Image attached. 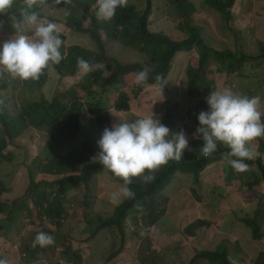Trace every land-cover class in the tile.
I'll list each match as a JSON object with an SVG mask.
<instances>
[{
	"label": "rangeland",
	"instance_id": "374dc122",
	"mask_svg": "<svg viewBox=\"0 0 264 264\" xmlns=\"http://www.w3.org/2000/svg\"><path fill=\"white\" fill-rule=\"evenodd\" d=\"M190 1L197 9L193 16L194 25L199 28L206 44L217 51L238 53L248 59L239 71L232 74L224 73L217 63H209L204 74L210 92L227 87L248 97H259L260 110L264 113V0H236L231 18L224 12L204 8L202 0ZM127 3L136 5L140 14L150 7L151 31L164 32L178 41L184 38L177 30L179 20L167 0H127ZM17 9L12 6L8 14H15ZM93 9L95 13L84 23L86 29L93 22H103L97 20V10L94 6ZM41 15L42 19L60 26L61 34L66 37V47L81 46L123 65L144 62L146 58L131 47L109 40L104 31H100L103 40L99 45L88 34L70 30L63 23L68 16L80 17V8L75 2L65 0L60 5L44 6ZM26 34H30L29 31ZM198 62L199 55L195 50L178 53L165 79L140 93L135 92L138 85L134 73L126 75L119 84H106L97 78L98 85L94 82L83 87L81 83L88 73L79 70L75 76H63L51 69L46 81L39 84L23 83L0 69L3 102L0 115L4 113L6 122H9L19 115L22 106L52 99L61 106L80 103L83 109L102 104L104 111L111 116L112 125L119 120L143 118L152 112L166 124L165 117L170 113L172 127H181L187 135L189 146L184 152L185 157L197 141L194 134L199 127L198 114L209 110L206 91L197 86L190 93L187 84V69L198 67ZM98 65L95 69L103 70L102 77L111 75L105 70L104 62ZM125 92L131 98L130 110L117 111L116 100ZM55 130L56 126L50 129L28 127L7 146L4 158H0V184H4L5 190L3 201H24L32 182L37 195L45 190H56L45 187V183H53L59 177L39 173L33 165L36 158L44 160L66 155L88 143L95 151L88 159L94 162L93 157L99 151L97 141L102 135L93 115L84 113L79 134L50 151L47 143ZM1 131L0 117V134ZM259 139L253 145L254 157L261 156L264 164V154L256 151ZM261 139L264 141V137ZM229 170L225 158H221L211 163L198 178L176 173L157 198L158 211H164L157 223L146 226L149 214L144 224L143 216L137 215V225L128 219L124 232L96 226L100 216H111L124 200L117 204L110 202V194L123 184L112 182L106 174L94 175L86 185L70 190L62 200L66 213L61 222L42 218L40 209L29 199V209L13 220L4 221L5 216L0 215V259H6L8 264H209L207 261H192L196 251H216L225 246L234 264H253L258 254L264 251V184L249 189L234 173L228 181ZM258 212L262 215L261 220L258 215L261 240L254 239L251 229L243 223ZM198 221L203 222V226L188 232L187 228ZM39 232L51 235L54 243L44 248L33 247V240Z\"/></svg>",
	"mask_w": 264,
	"mask_h": 264
},
{
	"label": "trees",
	"instance_id": "16d2710c",
	"mask_svg": "<svg viewBox=\"0 0 264 264\" xmlns=\"http://www.w3.org/2000/svg\"><path fill=\"white\" fill-rule=\"evenodd\" d=\"M65 0H37L40 5L35 10L42 17V7L60 5ZM75 2L80 8V17L68 16L65 24L70 30L77 33L88 34L90 38L97 44H102L100 31H104L109 40L119 42L120 44L131 47L138 52L144 54L146 58L144 62L132 63L123 65L117 60L105 59L103 54H97L87 50L81 46L66 47V37L60 33L63 44L60 52L63 59L58 64H51L45 69L43 74L36 80H28L23 83H39L43 84L46 81L47 73L50 68L56 69L63 76H75L77 73V58L82 57L86 61L91 62L94 66L100 63L106 64V71H110L109 77H102L103 70L95 69L89 72L81 86L92 84L100 81L106 84L122 83L124 77L130 73H137L140 70L148 69L149 78L148 85L160 84L158 76H163V79L168 75L171 69L172 62L178 53L190 52L195 50L199 55V66H190L187 69V84L189 92L193 93L198 86L206 95L210 92L209 84L206 75L204 74L209 63H217L222 67L226 74H232L243 67L244 62L248 59L238 53L230 51H217L213 47L206 44L200 30L194 25L193 16L196 14V6L190 0H167L168 5L174 9L177 20V30L184 35L180 41L173 39L164 32H153L149 27V17L151 9L148 7L142 14L137 11L134 4L127 3L126 6L116 10L114 17L109 21H103L99 24L92 23L91 27L86 29L84 23L91 19V14L95 13L93 6L96 0H69ZM236 0H202L204 8L216 11L218 13H226L231 18V9L235 5ZM16 8L13 17L16 19L20 16V8L22 0H16L12 5ZM147 87L137 86L135 92L140 93ZM2 96L0 95V106L3 105ZM130 96L128 93H122L116 100L115 108L117 111L130 110ZM4 111V107H1ZM84 113H88L95 117V123L99 133L102 135L105 128H111L112 120L108 112H105L102 104L92 105L88 109H83L80 103H74L70 107L61 106L56 99L43 100L38 102L28 103L20 108V113L12 121L6 122L2 113L0 134V158H4V151L10 142L19 137L25 128L31 127L34 129L52 128L56 126L54 134L48 140L47 147L50 151L62 141L69 140L77 136L81 128V117ZM167 121L165 126L170 129L171 134H177L181 131V127H172L171 114L168 113L165 117ZM203 146V140L197 139L196 143L189 149L185 157L179 161L172 160L167 165L162 166L155 171V179L150 183L142 182L141 178H133V182L129 187L136 193L134 199H124L118 205L111 216L101 217L96 224L98 229L112 228L124 232V226L128 219L137 225V215L143 216V224L149 214V223L146 226H151L157 223L159 217L164 214V211H158L157 198L164 191L169 183H171L176 173L191 175L198 178L211 163L224 158V153L229 149L218 144L217 151L211 156L205 158L200 149ZM259 154H264V141L259 139L256 150ZM94 149L88 144H84L81 148L71 151L66 155L52 156L46 159L36 158L33 165L39 173L55 175L59 178L53 183H45V187L56 188L55 191L47 192L46 190L40 195L34 193V182L31 183L27 198L24 201L14 200L11 203L3 201L4 184H0V215H4V221L13 220L20 213L29 209L28 200L30 199L35 206L40 209L41 217L52 222H61L64 220L66 210L62 204V200L67 196L70 190L86 185L88 180L94 175L106 174L112 182L123 184V181L114 177L113 174L106 172L98 162H89V155L95 154ZM227 162V161H226ZM249 165L248 170L238 173L232 169L229 170L228 181L231 180L232 173L237 174V177L244 181L245 186L253 189L257 185L264 184V164L261 156H256L251 160H246ZM253 167L256 170H252ZM226 168V167H225ZM262 219L261 213H257L251 219L243 220V223L251 229L254 239L261 240L259 218ZM97 221V219H96ZM203 222H196L187 228L191 232L193 228H200ZM192 234V233H191ZM207 261L209 264H234L230 259V254L225 246L216 251H196L192 261ZM253 264H264V251L260 252Z\"/></svg>",
	"mask_w": 264,
	"mask_h": 264
},
{
	"label": "clouds",
	"instance_id": "9594fccd",
	"mask_svg": "<svg viewBox=\"0 0 264 264\" xmlns=\"http://www.w3.org/2000/svg\"><path fill=\"white\" fill-rule=\"evenodd\" d=\"M15 2L0 0V14H5ZM126 4L127 0H96L97 20H111L116 10ZM39 6L37 0H22L21 17H18L21 21L13 26L16 33L0 45V69L22 82L39 79L45 69L63 59L60 52L63 44L61 28L42 19L35 10ZM2 27L3 22L0 21ZM26 31H31L32 35H27ZM77 68L85 74L95 70V66L82 57L77 58ZM134 75L136 85L149 86L148 69ZM156 79L161 81L163 76ZM206 103L209 110L198 114L199 127L194 134L195 138L203 140L202 155L205 158L211 156L217 151L218 144H223L229 149L224 158L232 169L238 173L247 171L249 165L245 161L254 158V142L264 137L260 98L248 97L225 87L211 91ZM97 145L99 151L93 161L123 181V187L110 194V202L117 204L121 199L135 198L136 193L129 187L133 178H141L144 183L152 182L155 171L172 160L183 158L189 141L183 130L171 134L152 112L132 121L119 120L111 128H105ZM53 243L51 235L39 232L33 240V247L44 248ZM0 264H8V261L0 259Z\"/></svg>",
	"mask_w": 264,
	"mask_h": 264
},
{
	"label": "crops",
	"instance_id": "0c3cea01",
	"mask_svg": "<svg viewBox=\"0 0 264 264\" xmlns=\"http://www.w3.org/2000/svg\"><path fill=\"white\" fill-rule=\"evenodd\" d=\"M0 21L3 22V27L0 28V45H2L3 42L11 39L15 35L16 30L13 26L16 25L19 20L18 18L15 19L13 14H8L7 10L5 14H0ZM29 33L28 35H32L31 31H29Z\"/></svg>",
	"mask_w": 264,
	"mask_h": 264
}]
</instances>
